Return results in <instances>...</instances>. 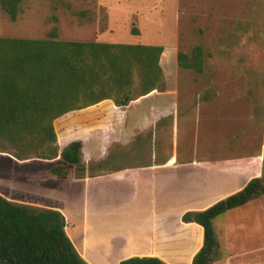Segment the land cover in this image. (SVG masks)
I'll use <instances>...</instances> for the list:
<instances>
[{
	"label": "rangeland",
	"instance_id": "1",
	"mask_svg": "<svg viewBox=\"0 0 264 264\" xmlns=\"http://www.w3.org/2000/svg\"><path fill=\"white\" fill-rule=\"evenodd\" d=\"M55 27L64 41L163 46L164 53L169 50L161 59L167 90L126 108L106 101L73 113L69 123L83 134L84 165L99 177L120 173L111 183L72 185V191L59 195L61 181L45 178V173L61 159L20 162L8 151L0 153V195L20 204L55 202L70 224L73 243L84 246L90 264L138 257L150 247H126L117 235L138 236L152 225L153 231L155 224L178 233L157 235L154 257L166 264H194L204 244L197 251L193 236L198 233L187 234L185 227L200 225L184 217L206 211L215 200L198 197L204 202L194 205L195 197H180L184 194L178 176L166 182V173L159 170L158 201L165 196L169 205L151 209L150 194L145 186L139 191L137 175L123 180L129 170L155 169L172 158L217 163L264 152V0H23L15 22L0 5V37L45 39ZM199 45L206 56L205 72L180 69L178 52L191 54ZM66 126L57 122V130ZM224 194L218 201L230 193ZM176 209L182 213L175 215ZM220 222L219 217L216 224ZM259 231L263 236L264 228L255 234ZM243 240L238 248L264 244L262 237L258 244L245 236ZM218 244L211 264L223 257Z\"/></svg>",
	"mask_w": 264,
	"mask_h": 264
},
{
	"label": "trees",
	"instance_id": "2",
	"mask_svg": "<svg viewBox=\"0 0 264 264\" xmlns=\"http://www.w3.org/2000/svg\"><path fill=\"white\" fill-rule=\"evenodd\" d=\"M22 2L0 0V5L15 22ZM78 14L86 16L85 12ZM132 32L140 34L138 29ZM164 51L163 46L64 41L57 27L45 39L0 37V153L12 151L20 162L61 159L45 173V178L56 181L98 177L83 163L82 141L60 148L55 122L106 101L126 108L155 91L165 92L161 59L169 50ZM205 61L201 45L191 54H177L178 67L183 70L203 74ZM262 196L264 179L256 178L206 211L187 214L185 222H195L204 230V246L194 264H211L219 249L214 222ZM67 229L60 212L0 195V264H89ZM120 264L166 263L135 257Z\"/></svg>",
	"mask_w": 264,
	"mask_h": 264
},
{
	"label": "crops",
	"instance_id": "3",
	"mask_svg": "<svg viewBox=\"0 0 264 264\" xmlns=\"http://www.w3.org/2000/svg\"><path fill=\"white\" fill-rule=\"evenodd\" d=\"M74 117L75 115H73V113H70L58 119L55 122V128L58 134V142L61 149L65 148L68 144H70L73 141L83 142V138H82L83 134L75 133L74 130L76 129L77 126L72 123H69V120L73 119ZM61 121L66 122L67 126L65 127V129L63 128L57 130V122L59 123ZM83 151H84V147H83ZM91 156L92 157L97 156V153H94ZM159 170L161 171V173L162 172L166 173L164 177L166 182L169 181L170 177L172 176H178L179 180L182 181L183 187L181 188L182 191L181 194L184 195L180 197H186L188 193V196L195 197V199H197V200H192L194 205L196 203L204 202V200H200L198 197L205 198L207 200L208 198H212L215 200V204H216L217 202L221 201V200L218 201V198L223 197L225 195L224 193H230L228 195L230 197V195L232 196L238 193L239 191H241L251 180L256 178L264 179V152L261 154H257L255 158H238V159L231 158V159L219 160L217 163L207 162V161L179 163L177 159L172 158L168 162L161 163L159 167L156 166L155 169L146 168V166H142L139 169L127 171L129 173L128 177L125 178L123 182H130L132 181L131 179L135 175H137L136 179H138L139 191H142L143 193V188L145 186L147 192H149L150 194L151 200L149 203L151 209L160 206L164 209L165 206L169 205L166 204L168 198L165 196H163V198L161 197L162 199L160 203L158 201L156 184L159 179L156 172ZM119 174L120 173L108 174L106 177L98 176L92 179L91 178H86L82 180L76 179L72 182L71 181L62 182V185L60 182V186L62 187H60L58 193L59 195H61L63 191H67V192L72 191V190L68 191L69 186L72 185L73 186L75 185L76 187L84 185L87 188L89 186L96 187L97 184L104 182L111 183L114 179L120 176ZM75 186L74 188H76ZM58 193L56 194L58 195ZM51 197L54 198L53 194L51 195ZM164 197L166 198V200H164ZM55 198H58V196H55ZM54 203L49 204L47 206L35 205L31 203H26V205L37 206L44 209L58 211L61 213L60 206H57ZM206 206H204L203 208H205ZM178 213H182V212H179L177 210V213L174 214L176 215ZM220 218H222V222L216 224L217 221L216 220L214 222V230H215L216 238L221 245V249L223 250L222 252L223 257L220 260L213 262V264H238V263L264 264V244H262V246L260 247L258 245L254 248L253 247L238 248L239 244H242V242L244 241L243 240L244 236L247 239V242L249 243L254 242L258 244V242L261 241V237L264 240V234L263 236H261L260 231L258 232L259 235L255 234L257 233L258 230L264 228V196L260 197L255 201L248 203L247 205L234 209L222 215ZM161 220L162 218L159 219V222ZM152 228L153 225L150 227V229L149 228L146 230L144 229L143 233L138 236L133 234H127L118 237L119 235H117L116 239H121L123 245H126V247L129 244H131V246L138 245L140 248L150 247L148 249L144 248L146 250L138 257L156 258L153 255V251L156 249V244H157L156 241H154V238L156 237L157 239L158 238L157 235L163 237L168 233L174 236L178 232H176V230L163 231L157 227V224L154 225L153 231ZM185 228H187L186 231L188 230L187 234L192 235L194 230L197 231L198 236L197 237L193 236V242H194L193 247L197 249V251H200L204 244L203 229L200 226L198 227V226H190V225H186ZM69 236L71 238L70 234ZM236 247L238 248V250ZM76 249L78 250L79 254L82 256V258L87 263H89L87 261V254L84 251V246L81 249L76 247ZM241 258H247V260ZM127 259L130 258H126L124 260Z\"/></svg>",
	"mask_w": 264,
	"mask_h": 264
}]
</instances>
